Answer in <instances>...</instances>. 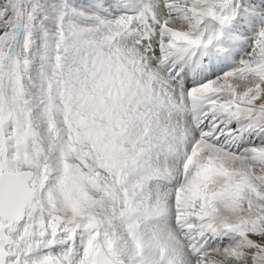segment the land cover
Here are the masks:
<instances>
[{
  "label": "snow or ice",
  "instance_id": "1",
  "mask_svg": "<svg viewBox=\"0 0 264 264\" xmlns=\"http://www.w3.org/2000/svg\"><path fill=\"white\" fill-rule=\"evenodd\" d=\"M0 264H264V0H0Z\"/></svg>",
  "mask_w": 264,
  "mask_h": 264
}]
</instances>
